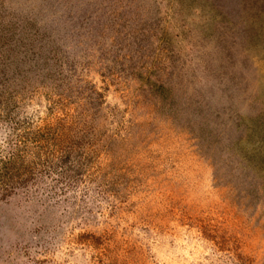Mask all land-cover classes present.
Here are the masks:
<instances>
[{"label":"rangeland","instance_id":"obj_1","mask_svg":"<svg viewBox=\"0 0 264 264\" xmlns=\"http://www.w3.org/2000/svg\"><path fill=\"white\" fill-rule=\"evenodd\" d=\"M0 264H264V0H0Z\"/></svg>","mask_w":264,"mask_h":264},{"label":"trees","instance_id":"obj_2","mask_svg":"<svg viewBox=\"0 0 264 264\" xmlns=\"http://www.w3.org/2000/svg\"><path fill=\"white\" fill-rule=\"evenodd\" d=\"M4 115V116H3ZM2 116H3V118H6L7 117V113H4ZM14 159V157L12 156L10 159H8L9 160V163L10 162H12V161H14L13 160ZM7 161V160H6ZM5 164H7V162H5ZM12 164H14V163H12ZM13 166V165H12ZM27 171V170H26ZM16 174H19V170L16 172ZM16 176H18V175H16ZM16 178V177H15ZM20 178H18L17 177V179L14 181V183H17V184H20V183H22V184H24L25 182H28L29 180H32L31 178H30V176L28 177V178H25L24 180H23V182H21V180H19Z\"/></svg>","mask_w":264,"mask_h":264}]
</instances>
